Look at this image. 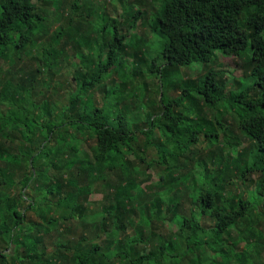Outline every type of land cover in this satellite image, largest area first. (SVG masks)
<instances>
[{"label":"trees","instance_id":"trees-1","mask_svg":"<svg viewBox=\"0 0 264 264\" xmlns=\"http://www.w3.org/2000/svg\"><path fill=\"white\" fill-rule=\"evenodd\" d=\"M61 3L69 6L68 13L60 15L63 24L54 36L44 40L48 43L43 46L44 55L38 58L40 63L54 61L69 74H61L67 92L66 105L57 108L59 121L53 120L54 114L45 105L41 109L47 119L35 121L44 129L46 140L35 141L36 133L29 125L38 108L30 97L41 94L35 90L39 69L15 82L12 77L0 82V244L4 245L0 264H123L122 258L126 264H164L167 256L184 255L182 245L189 247L186 242L190 238L192 246L204 243L222 252L224 235L234 232L238 236L240 221L249 219L256 210L260 213V203H264V0H161L148 24L151 31L160 32L161 49L155 57L150 48L137 51L128 43L133 32L129 29L140 12L132 13L127 31H120L118 21L99 8L101 15H95L104 20L91 23L82 37L83 26L75 15L81 8L85 10L82 13H92V5L81 0ZM49 4L54 5L47 0H0V58L9 53L20 60L29 53L40 39H34V33L40 32L48 20L43 9L51 10ZM36 7L40 12H35ZM105 23L113 28L108 37V32L98 30ZM90 41L98 44V52L92 70L86 71L89 52L84 50V43ZM244 53L250 72L231 83L224 78L219 68L223 64L215 61L216 57ZM197 63L202 73L192 80L184 79L181 68ZM143 66L157 79L155 99L148 96L153 92L145 93V84L138 94L129 93L138 102L131 103L121 95L116 98L114 92L126 86L120 82L105 89L111 102L99 107L80 105L108 74L130 67L127 77L133 79L141 74ZM168 84L179 85L172 98L166 95ZM17 97L24 102L19 108L14 100ZM233 112L236 124L231 126L225 117L232 119ZM83 132L93 142L88 145L90 156L80 147ZM246 140L238 152V145ZM51 141L56 142L54 150L48 146ZM216 141L227 145L229 151L225 156L218 148L217 160L206 178L202 162L194 159L199 153L197 144ZM168 146L175 152L158 149ZM227 160L234 164L239 185L248 188L249 194H243L241 188L236 192V185H223L222 190L235 191L223 203L219 180L231 164ZM192 162L197 168L196 176L190 179ZM149 171L157 176V184L147 186L155 189L151 191L155 195H151L143 218L156 214L157 222L151 228L166 232L171 231L163 227L164 222H174L183 236L178 247L166 240L147 249L141 233H127L133 214L139 211L131 201L142 191L140 183L148 180ZM135 175L142 179L132 181ZM180 179L190 184L187 213L178 209L173 186L161 185ZM92 193L101 198L89 200ZM50 205L60 213L48 218L45 213ZM37 208L39 220H26L27 210ZM91 214L100 215L96 231L108 235L109 243L76 246L77 251L69 255L68 246L55 242L52 253L47 252L51 228ZM204 216L213 219L212 226L201 224ZM253 233L246 239H252L257 250L264 248ZM146 237L150 240L151 233ZM81 239L84 237L76 245ZM11 246L12 252L5 255ZM57 248L60 250L56 252ZM257 259L256 253L242 249L225 260L214 258L211 264H257Z\"/></svg>","mask_w":264,"mask_h":264},{"label":"rangeland","instance_id":"rangeland-1","mask_svg":"<svg viewBox=\"0 0 264 264\" xmlns=\"http://www.w3.org/2000/svg\"><path fill=\"white\" fill-rule=\"evenodd\" d=\"M49 2L54 3V5L49 4L50 9L45 8L43 9L45 13L48 14V20L44 21L41 26V33L35 32L34 33V39H37L39 37L40 39L38 41H35V45H33L29 49L28 54H24L20 60H15L11 54L4 53L2 55V58H0V82L4 83V81L10 77H12V81L15 82L19 77L34 74L37 68L39 71L35 74L38 76V81L36 83L35 90L41 91V94L34 93L33 96L30 97L32 102L37 104V109H35L34 114L32 115L33 118L29 119V125L33 130L35 131V136L33 139L35 141L39 140H46L45 131L43 128H41L35 121H38L39 123L43 122L46 116L43 114L45 113L44 110L41 108L43 105L46 106V108L51 111L54 114L53 120L59 121L57 118L58 110L57 108L61 105H66V99H65V93L67 92L66 87L61 83L62 76L61 74H68L67 70L62 66H58L54 61L50 64L48 63H40L38 61V58L42 57L44 55L43 46L44 44H47V41H44L45 39L48 40L54 34L56 33V30L58 27L63 24V20L61 18V14L65 15L68 13L69 6H63L61 3V0H47ZM82 2H87L91 4L93 8L92 13H82V11H85L84 8L79 9V11L76 13L75 16H79V22L82 23L83 33H81L82 37L84 34H86L90 28V24L94 23V21H103L102 17H98L95 15L97 13L98 15H101V11L99 8H102V10L106 13V15L109 18L116 19L118 21V26L120 31H127L129 24L132 22L131 15L133 12L138 11L140 12L139 19L135 22V25L133 28L129 29L133 31L129 35L128 43L133 44V47L135 46L137 51L140 50H147L150 48L152 50L151 56L155 57L159 55L160 52V39L158 38L160 35L159 31H151L149 29V21L150 17L152 15H155L156 10L159 8V5L161 3V0H81ZM62 5V9H61ZM43 7V6H41ZM39 7L35 8V12H40L38 9ZM56 8V9H55ZM130 17V18H129ZM100 18V19H98ZM100 32H108V37L112 31V26H106L105 24L100 25V28L98 29ZM85 32V33H84ZM264 33V31H263ZM138 38V40H136ZM94 39L100 40L99 37H95ZM78 41L80 45L83 44L82 38H78ZM39 42V43H38ZM84 47L86 51L89 52V58L87 59L86 63V71L92 70V66L96 62L97 59V52H98V44L96 42H86L84 43ZM146 60L148 58H145ZM219 63L223 64L222 67H219L221 70H223L224 78L231 81V83L235 80L237 81L239 78L244 77L246 74L250 72V67L247 65L248 59L247 54L244 53L241 56L235 57V56H229V57H222L219 56L216 57V60ZM47 65V66H45ZM130 68V67H129ZM128 67H120L117 69L115 74H108L101 82H99L95 89L92 91L90 90L89 93L81 100L80 105L81 106H97L99 107L103 102H111L112 97L107 98L105 95V89L110 88L111 86H116L117 84L122 82V84L126 85L124 89L120 90L117 89L114 94L117 98L118 95H121L122 98H128L131 99V103L138 102L135 97L130 96L129 93L138 94L143 88L145 84L146 92H153L150 95H148L150 98L155 99L156 94V83L157 79L151 75L146 67L143 66V69H141V74L138 75L136 78L129 79L127 77V71H129ZM71 69V68H70ZM84 70V69H83ZM110 70H108V73ZM206 72V71H205ZM202 73V66L200 64H193L192 66H188L186 68H181V74L183 75L184 79L192 80L194 78H197ZM69 75V74H68ZM171 82V81H169ZM179 90V85H172L168 84L166 86V95L168 98H172L173 96L177 95ZM16 101V106L19 108L22 106L24 102H21L19 98L14 99ZM1 103V99H0ZM3 105L0 104V108ZM7 106V104H6ZM114 110V109H112ZM142 110V109H141ZM218 110L222 112L223 107L219 106ZM52 114V115H53ZM232 116V115H231ZM234 119V112L232 119L226 118V123L228 125L234 126L236 124V121ZM238 133V132H237ZM46 136V137H45ZM81 136H83L84 140L82 141V144H80V147L82 151L86 152L87 156H90V149L88 148L89 144H92V139H88V133H82ZM54 135H52L50 138L53 139ZM49 138V139H50ZM247 140L245 143L239 144L237 147L238 152L241 151V148L243 145L247 144ZM72 143V140H68V145ZM51 145L53 150L57 148L56 142L51 141L48 143ZM196 146V145H195ZM195 146L193 149L195 150ZM199 148V153L195 154L196 160L202 162L203 168L205 169V176L208 178V174H210L209 170L213 167L214 163L217 160V154H218V148H221L224 150L225 153H223L225 156L228 153V147L227 145H223L221 141L211 142L209 144H197ZM158 149H163L166 151V153H170V151L175 152V149L172 148V146H168L167 148L160 147ZM153 153V151H150V155ZM146 156H149L148 154ZM228 161V160H227ZM136 162V161H135ZM230 162V161H228ZM231 164L228 165V168L225 170L222 180H219V183L221 185L219 186V190H222L223 185H229L233 186L234 189H236V192L239 188L242 189L243 194H249L248 188H244V186L239 185L240 179L238 177L239 174H237L234 164L230 162ZM138 165V163H136ZM233 164V165H232ZM192 169L189 174V178H194L196 174L194 173V169H196V165L191 164ZM180 175V172H175V174ZM212 174V172H211ZM150 177L147 178V181H143L140 183V187L142 191L138 194H136V197L131 201V204H135L136 207H138L139 211L137 213H134L133 221L131 222V227L128 226L127 233L129 235L135 234L139 235L135 232L141 233V237L143 239L144 244L146 245L147 249H150L153 246L159 245L161 242L170 240L173 242L174 247H178L181 245V242H183V236L182 234L178 233V229L174 222L169 221L164 222L163 227L169 228L171 232H166L167 230L161 228L154 227V229L151 228V224H156V214L149 217L147 215V218H143V212L145 210V207L151 202V195H155V193H152L151 191H155L154 188H151L150 190L147 189V186L150 184H157V176L155 174H152L151 171H149ZM238 176V177H237ZM255 177V176H252ZM142 177L140 175H135L132 178V181H140ZM172 185L174 188V191L176 193L177 198L179 199L178 209L183 208L184 210H181V213L186 212L189 207V203L187 200V192H188V182L184 183L180 179L179 181L175 182H161V185ZM13 191V189L11 190ZM218 191V190H217ZM221 195L223 197V203L226 201L228 194H234L235 191L228 190H222ZM101 198V195H97L92 193L89 195L88 199L91 201H98ZM25 206V204H24ZM49 210L45 213L46 217H52L57 216L60 213V209H55L54 205H50ZM45 211V210H44ZM177 211V208H176ZM257 210L250 215L249 219H242L237 227L240 228V234L236 236L234 232H230L229 235H224V245L222 246V252L220 249H217V251H213L209 249L204 243H200V245H193L192 246V239L190 238L186 243L189 244V247L186 245H182L183 250H185V254L188 255H180V256H167L166 260L164 261V264H211V261L215 259H221L224 258H231L234 253H237L240 250H245L249 254L256 253L258 256L257 264H264V248H260L259 250L256 249V245L253 242L252 239L247 240L246 237L249 236V233L254 232L253 234L256 236L255 240L261 239V243L264 244V203H260L259 212L256 213ZM40 213L39 209H33V210H27L26 212V220H33L37 222L39 220L38 214ZM150 215H152L149 212ZM100 215H88V216H82L79 219L72 220V221H66L63 224H60L58 228H54L49 231L47 236H51V239L49 241L50 245L47 247V252L52 253L54 250V243L60 242L64 243L66 246L70 248V253L76 252V246L84 248L85 246L88 247L90 245V242H98V243H109L111 241V238L106 235L103 232L96 231L98 220ZM152 222V223H151ZM213 219L209 218L208 216H204L201 219V224L203 226H212L213 225ZM151 233L150 240L147 239L146 235ZM147 233V234H146ZM97 234V235H96ZM84 237V240H80V243H78V240L80 237ZM199 238V235H197ZM207 239H210V237H207ZM253 242V243H252ZM142 243L138 244L137 246L140 247ZM261 244V245H262ZM214 247V244H211ZM255 245V246H254ZM254 247V250L249 251ZM4 249V245L0 244V250ZM60 249L57 248L56 252ZM63 252V250H61ZM12 252V246L9 247L8 250H5V255H9ZM232 254V255H231ZM8 257V256H7ZM123 264H126V259L122 258ZM18 264V262H17Z\"/></svg>","mask_w":264,"mask_h":264}]
</instances>
